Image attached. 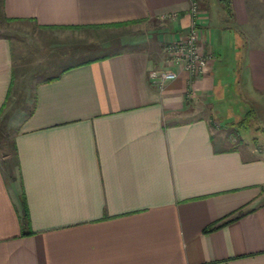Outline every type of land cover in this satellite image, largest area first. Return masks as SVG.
<instances>
[{
    "label": "crops",
    "instance_id": "1",
    "mask_svg": "<svg viewBox=\"0 0 264 264\" xmlns=\"http://www.w3.org/2000/svg\"><path fill=\"white\" fill-rule=\"evenodd\" d=\"M192 3L213 59L160 90L148 74L169 67L164 47L186 37ZM230 7L0 0L4 21L40 29L153 28L142 47L34 84L14 137L17 177L0 162V264H264V0ZM13 82L12 44L0 36V109ZM249 110L252 125L236 129L234 145L231 123ZM239 208V218L203 232Z\"/></svg>",
    "mask_w": 264,
    "mask_h": 264
},
{
    "label": "rangeland",
    "instance_id": "2",
    "mask_svg": "<svg viewBox=\"0 0 264 264\" xmlns=\"http://www.w3.org/2000/svg\"><path fill=\"white\" fill-rule=\"evenodd\" d=\"M152 29L150 23L146 22L120 27L75 30L40 29L30 23L4 21L0 16V36L10 39L14 63L12 93L0 113V162H2V167L9 165V174L17 177L12 142L19 131V121L23 114L29 112L33 104V86L37 81L57 73L68 65L122 47H142L145 42L139 40L149 38ZM232 107L234 110L231 113H237V109L240 108L239 105L234 104ZM236 129L238 128L232 126V132L236 135L233 137V143L242 145ZM236 140L240 143L237 144ZM247 141L252 140L247 138ZM3 154H7V157H3ZM3 161L8 163L5 165Z\"/></svg>",
    "mask_w": 264,
    "mask_h": 264
},
{
    "label": "built area",
    "instance_id": "3",
    "mask_svg": "<svg viewBox=\"0 0 264 264\" xmlns=\"http://www.w3.org/2000/svg\"><path fill=\"white\" fill-rule=\"evenodd\" d=\"M197 9V4L192 3L189 9L191 23L186 37L171 41L164 47L169 67L153 69L148 74L150 82L160 90L166 83L174 81L180 71L189 77L199 76L213 59L211 51L205 48V35L195 20Z\"/></svg>",
    "mask_w": 264,
    "mask_h": 264
},
{
    "label": "trees",
    "instance_id": "4",
    "mask_svg": "<svg viewBox=\"0 0 264 264\" xmlns=\"http://www.w3.org/2000/svg\"><path fill=\"white\" fill-rule=\"evenodd\" d=\"M220 3H222L225 11L227 13H230L231 7H230V0H219ZM125 25H129V23H114V24H104V25H99V26H89L86 28H99V27H120V26H125ZM66 29H81V27H64ZM91 60V59H90ZM55 78H50L46 81H51ZM7 102H4V104L2 105L1 109H0V113L3 110V108L5 107ZM252 119H253V110H249L241 119H239L236 122H232L231 126H235L238 129H247L248 127H250L252 125ZM12 153H13V157H14V161H15V165L17 166V156H16V151H15V146H14V140L12 142ZM4 153V152H3ZM3 157H7V154H3ZM8 162L4 161V164L6 165ZM6 169H10V166L8 165L6 167ZM10 179L13 180V175H9ZM22 221L24 223H27L28 221V215H27V210H26V206L25 204H22ZM245 211L243 210V208H239L238 210H236L235 212L231 213L229 216L217 220L216 222L210 224L209 226H207L206 228L203 229V232H209L215 229L220 228L222 225L228 224L232 221H234L235 219L239 218Z\"/></svg>",
    "mask_w": 264,
    "mask_h": 264
}]
</instances>
